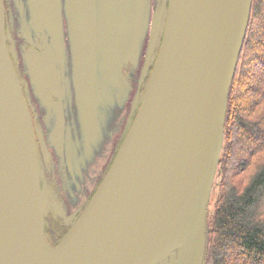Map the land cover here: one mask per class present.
<instances>
[{
    "label": "water",
    "instance_id": "water-1",
    "mask_svg": "<svg viewBox=\"0 0 264 264\" xmlns=\"http://www.w3.org/2000/svg\"><path fill=\"white\" fill-rule=\"evenodd\" d=\"M160 2L159 23L153 21L160 26L159 50L135 119L90 200L55 246L43 232L47 202L32 122L0 39V264H161L175 256L168 264H202L227 94L251 0ZM31 3L38 17L53 16V0ZM65 6L75 68L87 69L86 77L76 73L77 99L81 106L94 105L98 50L112 62L101 44L119 42L110 38L106 22L96 32L97 16L115 21L113 6L123 41L131 21L141 20L133 18L139 4L65 0ZM135 44L136 38L130 53Z\"/></svg>",
    "mask_w": 264,
    "mask_h": 264
},
{
    "label": "flooded vegetation",
    "instance_id": "flooded-vegetation-1",
    "mask_svg": "<svg viewBox=\"0 0 264 264\" xmlns=\"http://www.w3.org/2000/svg\"><path fill=\"white\" fill-rule=\"evenodd\" d=\"M53 10L50 18H40L31 0H0V39L33 124L40 186L47 202L43 231L54 246L95 192L134 121L159 50L160 26L156 29L148 20L135 55L119 63L116 73L111 74L97 55L95 103L81 106L75 78L76 73L86 77L87 69L75 68L65 0H53ZM125 81L130 86L129 107L120 113L124 96L117 97ZM103 88L110 90L109 99L100 97ZM171 260L178 257L161 264Z\"/></svg>",
    "mask_w": 264,
    "mask_h": 264
},
{
    "label": "trees",
    "instance_id": "trees-1",
    "mask_svg": "<svg viewBox=\"0 0 264 264\" xmlns=\"http://www.w3.org/2000/svg\"><path fill=\"white\" fill-rule=\"evenodd\" d=\"M263 22L264 0H251L227 94L202 264H264Z\"/></svg>",
    "mask_w": 264,
    "mask_h": 264
},
{
    "label": "rangeland",
    "instance_id": "rangeland-1",
    "mask_svg": "<svg viewBox=\"0 0 264 264\" xmlns=\"http://www.w3.org/2000/svg\"><path fill=\"white\" fill-rule=\"evenodd\" d=\"M135 3L139 4L138 11L135 15H133V18H137L138 16L141 18V20L134 24L133 21H131L129 28L125 31L124 40L123 39V30L121 25L119 24V13L118 11L113 8V6L110 7V17L117 18L115 21H109L107 18L103 17L101 15L100 17L97 16L96 21V32L100 35L101 33V26L103 22H106L109 28V36L112 39L114 36H117L119 38V42L116 44V42H113L110 45H102L101 46L106 50L108 56L110 57L112 62H109L106 58V55L103 51L98 50V54L103 58L104 64L103 66L108 69L109 71H113L116 69L117 64L115 63L116 58L120 57L122 55H135L138 47L139 40L143 37L144 32L146 31L147 22L149 19L152 21H155L156 24L159 23L158 16L159 11L161 8V2L159 0H135ZM140 9V14H139ZM264 26V22L262 24ZM260 27V34L258 35V38L261 39L264 34V27ZM114 27H116L114 29ZM137 36V37H136ZM136 38V44L134 50L130 53L129 46L132 43V41ZM101 43V39H100ZM256 44H260L257 43ZM117 45V46H116ZM136 64V62H135ZM14 68V67H13ZM15 71V70H14ZM116 73V72H113ZM16 74V73H15ZM17 77V75H16ZM126 79L128 77L126 76ZM130 93V86L127 81H125V87H123L119 95L117 97L118 100H120L123 96L124 99L120 103V113H126L129 107V103L126 102L127 95ZM100 97L102 99H109L111 97L110 90L103 88L100 91ZM126 102V103H125ZM66 105H71V100H68L66 102ZM237 134L234 133V136ZM216 172V170H215ZM215 176V173H214ZM214 179V177H213ZM210 202H211V194H210Z\"/></svg>",
    "mask_w": 264,
    "mask_h": 264
},
{
    "label": "bare ground",
    "instance_id": "bare-ground-1",
    "mask_svg": "<svg viewBox=\"0 0 264 264\" xmlns=\"http://www.w3.org/2000/svg\"><path fill=\"white\" fill-rule=\"evenodd\" d=\"M35 138V137H34ZM35 145H36V141H35ZM43 225H44V218H43ZM49 243V242H48ZM50 244V243H49ZM50 246H53V245H50Z\"/></svg>",
    "mask_w": 264,
    "mask_h": 264
}]
</instances>
